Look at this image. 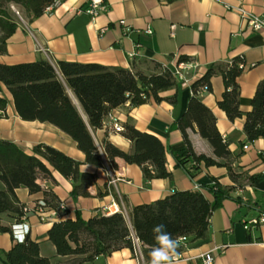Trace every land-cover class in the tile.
Returning <instances> with one entry per match:
<instances>
[{"label": "crops", "instance_id": "0c3cea01", "mask_svg": "<svg viewBox=\"0 0 264 264\" xmlns=\"http://www.w3.org/2000/svg\"><path fill=\"white\" fill-rule=\"evenodd\" d=\"M101 1L108 9L98 14L89 11L91 0H64L33 20H22L8 38L7 53L0 54V62L47 60L55 68L59 61L98 63L145 73L156 72L155 64L175 70L181 62L191 63L182 69L183 79L177 76L178 86L160 94L165 98L163 101L150 99L136 107L126 103L111 110L124 123L162 140L166 147V167L172 178L146 181L139 165L122 158L116 159L118 166L112 170L103 153L104 140L126 152L132 151L133 143L124 133L110 129L107 116L102 127L90 128L105 158V166L85 163V153L67 133L48 122L23 120L15 109L12 94L4 87L2 95L8 99V107L7 117L0 118V138L17 142L28 153H32L36 144L47 143L82 162V171L98 176L97 184L89 189L91 196L78 198L72 195V181L58 171L53 172L56 184L39 180L62 200L64 213L53 216L47 211L46 220L35 213L28 214L22 221L29 230L27 235L39 243L41 254L50 258L51 264H143V256L130 248L100 255L93 261L72 263L74 256L57 254L48 231L56 221L76 219L77 215L88 220L97 214H112L108 210H114L115 206L129 216L133 207L165 198L177 190H199L209 195L206 188L213 184L214 178L224 185H234L225 167L203 166L192 179L177 166L173 152L182 149L185 143L182 132L170 128L186 111L192 84L206 73L210 64L243 56L245 67L238 83L244 115L230 120L219 108L218 101L225 90L221 75L212 77L211 90L202 93V99L216 115L217 127L228 140L230 150L239 155V166L250 174L262 175V179L235 189L232 194L239 200L225 199L212 213L209 240L191 244L180 257H173V264H203L202 256L206 252L214 254L213 264H264V224L246 228L250 220L264 213V139L248 142L244 131L245 114L252 109L257 85L264 79V26L252 29L244 14L264 18V0ZM70 96L88 123L80 102L72 92ZM173 96L175 103L168 99ZM189 134L196 152L214 156L211 144L200 136L196 125ZM106 190L105 195H98ZM16 193L28 207L43 198L42 192L30 193L25 187L17 188ZM0 225L13 226L5 215L0 217ZM13 243L11 233L0 232V251L10 250ZM0 264H5L1 258Z\"/></svg>", "mask_w": 264, "mask_h": 264}, {"label": "trees", "instance_id": "16d2710c", "mask_svg": "<svg viewBox=\"0 0 264 264\" xmlns=\"http://www.w3.org/2000/svg\"><path fill=\"white\" fill-rule=\"evenodd\" d=\"M63 1L0 0V54L7 53V40L21 22L13 10L9 12V4L20 6L27 20H33ZM244 67L243 56L210 64L206 73L192 84L187 109L170 128L179 129L185 143L182 149L173 152L177 166L192 179L203 166L225 167L234 185H224L214 178L213 184L206 188L209 195L199 190H177L165 198L133 207L129 219L122 212H115L97 214L88 220L77 215L76 219L56 221L48 236L58 255L74 256L72 263H83L123 248H130L135 253L136 237L144 261L149 263V252L156 243L152 229L161 223L178 241V257L191 244L209 240L212 213L222 206L225 199L239 200L232 194L235 189L262 179V175L250 174L249 170L239 166V155L230 150L228 140L217 127L216 115L202 99V93L211 90L212 77L221 75L225 90L218 106L230 120L242 117L238 78ZM154 70L156 72L145 73L118 66L68 61H59L58 68L47 60L18 64L0 62V118L7 117L8 99L2 95L6 87L23 120L48 122L67 133L85 153V163L104 167L106 158L114 170L118 166L116 159L122 158L127 163L139 165L146 181L172 178L166 167V147L158 136L124 123L122 133L132 141V151L126 152L104 140V158L90 130L102 127L107 114L119 106L128 103L130 107H136L150 99L161 102L165 99L160 95L162 92L178 86V77L173 69L155 64ZM70 92L80 102L88 123ZM168 99L176 102V96ZM245 115L244 131L248 142L264 139V79L258 83L252 109ZM195 125L200 136L211 144L214 156L195 151L189 134ZM81 165L82 162L47 143L36 144L32 153H28L17 142L0 138V217H9L15 225L22 223L31 212L35 213L36 207L63 214L62 200L52 188H45L38 181L48 180L56 184L53 172L58 171L72 181L74 198L91 196L89 189L97 184L98 176L82 171ZM20 187L28 188L30 193H43V198L30 212L25 210L27 205L17 196L16 189ZM107 191H99L98 195L103 196ZM0 232L11 233L14 242L10 250L0 251L5 264H51L50 258L41 254L39 243L29 235L19 241L12 232V226L5 225H0ZM183 237L186 238L184 241L181 240Z\"/></svg>", "mask_w": 264, "mask_h": 264}, {"label": "built area", "instance_id": "2783aa9c", "mask_svg": "<svg viewBox=\"0 0 264 264\" xmlns=\"http://www.w3.org/2000/svg\"><path fill=\"white\" fill-rule=\"evenodd\" d=\"M107 9H108V6L105 5L101 0H91V5L89 8L90 12H92L94 14H98L99 12L106 11ZM14 10H15L16 14L19 16V18L21 20H24L23 17L21 16L20 11H18L16 8ZM244 20H246L248 25L254 30H258L264 26V18L256 17V16L249 15V14H244ZM148 31L151 32V30H148ZM190 65H191V63H189V62H181L177 66V68L174 70L175 74L180 79H183L184 76L182 73V69H185V68L189 67ZM107 117L109 119V126H110V129L112 131L121 133L124 130V122L117 115L113 114L112 112H109L107 114ZM245 148H247V147L245 146ZM109 173L112 174V171L110 170ZM33 207L27 206L25 208V210L30 212V211H32ZM61 209L63 210L64 206L61 205ZM47 211H50L53 216L59 215L58 212L55 210H46V209L44 210L42 208H37V207H36L35 214H37L42 220H46L48 217ZM111 211H113V213L122 212L124 215H126L125 212L117 206H115L114 210L109 209L108 213H112ZM251 224H253V225L264 224V213L261 214L259 217H256V218L250 220L246 224V228H249V226ZM24 229H25L24 223L15 224L12 226V232H13L14 236L19 241H23L25 239V236L27 235V233L29 231L27 228V229H25V232H24ZM185 239L186 238L183 237L181 240L184 241ZM134 246H135V254H141L142 255L140 242H139V239L136 237H134ZM202 259H203V264H213L214 254L212 252H206L205 254H203ZM143 264H149V263H146L144 261Z\"/></svg>", "mask_w": 264, "mask_h": 264}, {"label": "clouds", "instance_id": "9594fccd", "mask_svg": "<svg viewBox=\"0 0 264 264\" xmlns=\"http://www.w3.org/2000/svg\"><path fill=\"white\" fill-rule=\"evenodd\" d=\"M155 245L149 252V264H173V257L177 254L178 241L166 230V225L157 224L152 229Z\"/></svg>", "mask_w": 264, "mask_h": 264}, {"label": "rangeland", "instance_id": "374dc122", "mask_svg": "<svg viewBox=\"0 0 264 264\" xmlns=\"http://www.w3.org/2000/svg\"><path fill=\"white\" fill-rule=\"evenodd\" d=\"M7 8H8V10H9V12L11 13L12 12V10L15 12V8L18 10V11H20V13H21V16L23 17V19H28L27 18V16H26V13L24 12V10H23V8H21L20 6H14L13 4H9L8 6H7ZM16 13V12H15ZM19 17V16H18ZM21 20V19H20ZM22 21V20H21ZM128 219H129V216L128 215H125Z\"/></svg>", "mask_w": 264, "mask_h": 264}]
</instances>
